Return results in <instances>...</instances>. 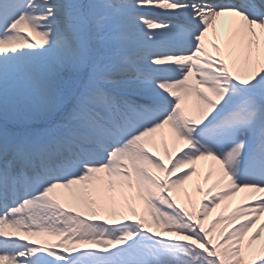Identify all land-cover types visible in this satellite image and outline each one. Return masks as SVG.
I'll return each mask as SVG.
<instances>
[{
	"label": "snow or ice",
	"instance_id": "obj_1",
	"mask_svg": "<svg viewBox=\"0 0 264 264\" xmlns=\"http://www.w3.org/2000/svg\"><path fill=\"white\" fill-rule=\"evenodd\" d=\"M0 264H264V0H0Z\"/></svg>",
	"mask_w": 264,
	"mask_h": 264
},
{
	"label": "rangeland",
	"instance_id": "obj_2",
	"mask_svg": "<svg viewBox=\"0 0 264 264\" xmlns=\"http://www.w3.org/2000/svg\"><path fill=\"white\" fill-rule=\"evenodd\" d=\"M189 186H191V185L189 184ZM189 195L197 198V195H196V192L194 190V187H192L191 189H189L187 186H185V190L180 193V198H181V200L183 202H186ZM239 200H240V197L237 195L233 199V205L235 206V204L239 203Z\"/></svg>",
	"mask_w": 264,
	"mask_h": 264
},
{
	"label": "bare ground",
	"instance_id": "obj_3",
	"mask_svg": "<svg viewBox=\"0 0 264 264\" xmlns=\"http://www.w3.org/2000/svg\"><path fill=\"white\" fill-rule=\"evenodd\" d=\"M189 184L191 185V186H189ZM188 185H186L189 189H191L192 187H194L193 186V184L190 182ZM196 195H197V199H199V195L196 193ZM244 194H239L238 196L240 197V200H239V202L241 201V197L243 196ZM257 197H254V199H256ZM213 215H215V213L213 214ZM211 219V218H210Z\"/></svg>",
	"mask_w": 264,
	"mask_h": 264
}]
</instances>
